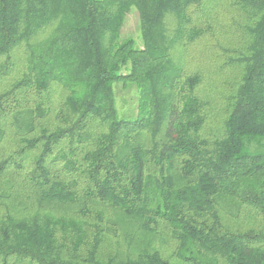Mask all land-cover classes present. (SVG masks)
I'll return each mask as SVG.
<instances>
[{
	"label": "trees",
	"instance_id": "trees-1",
	"mask_svg": "<svg viewBox=\"0 0 264 264\" xmlns=\"http://www.w3.org/2000/svg\"><path fill=\"white\" fill-rule=\"evenodd\" d=\"M207 2L0 0V264H264V0L231 4L246 42L217 57L243 74L217 108L172 54Z\"/></svg>",
	"mask_w": 264,
	"mask_h": 264
},
{
	"label": "rangeland",
	"instance_id": "rangeland-1",
	"mask_svg": "<svg viewBox=\"0 0 264 264\" xmlns=\"http://www.w3.org/2000/svg\"><path fill=\"white\" fill-rule=\"evenodd\" d=\"M235 0H208L205 4L206 16H202L201 26L209 28V33L201 41L195 44H182L172 50L174 62L182 65L186 70L198 71L205 77L206 80L200 85L198 92L200 96L206 100L211 99L216 103V107L225 105V98L230 94H235L242 78V68H235L222 65L223 62L228 64L225 59H220L221 51L224 50V56L227 55V50L240 49L245 44L243 34L246 32L248 26L247 21L240 15L237 8H231L232 2ZM211 32V33H210ZM119 42L122 43L127 40H133L136 48H141V34L138 29V14L135 10H130L126 15L124 24L119 32ZM181 63V64H180ZM116 106L118 115L120 117L132 118L136 115L134 111L136 96L135 91L123 90L122 87L117 86L115 89ZM209 102L210 106L215 104ZM212 108V107H211ZM214 109V108H212ZM133 114V115H131ZM223 116L214 118V120L205 128V133L202 135L206 137L215 131L222 121ZM251 149L256 153H264V142L254 143ZM236 213V211H234ZM245 217L239 216L231 220L236 226V223L242 221ZM114 220V218H113ZM116 221V220H114ZM263 224L258 222V225ZM127 222L122 224L121 229L126 228ZM232 225V224H231ZM258 227V226H256ZM134 233V232H132ZM135 235V234H134ZM138 245L150 244L149 237H141ZM107 241L105 246V253L113 251L112 244L114 239ZM120 242L121 237L119 238ZM152 245V244H151ZM157 244L153 243V247ZM122 249L119 250L121 254L133 253L132 248L125 246L122 242ZM158 246V245H157ZM159 248V246H158ZM115 250V249H114ZM166 250V249H165ZM163 250V252L165 251ZM116 250L114 251V253ZM113 254V253H112ZM170 255L169 250L165 252V256Z\"/></svg>",
	"mask_w": 264,
	"mask_h": 264
}]
</instances>
